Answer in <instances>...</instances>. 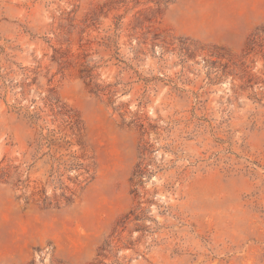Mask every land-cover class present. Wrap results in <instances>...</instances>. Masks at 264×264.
I'll list each match as a JSON object with an SVG mask.
<instances>
[{
    "label": "rangeland",
    "instance_id": "obj_1",
    "mask_svg": "<svg viewBox=\"0 0 264 264\" xmlns=\"http://www.w3.org/2000/svg\"><path fill=\"white\" fill-rule=\"evenodd\" d=\"M0 264H264V0H0Z\"/></svg>",
    "mask_w": 264,
    "mask_h": 264
}]
</instances>
